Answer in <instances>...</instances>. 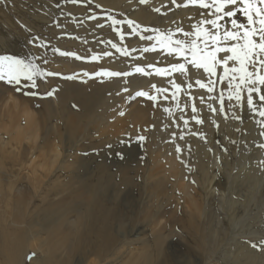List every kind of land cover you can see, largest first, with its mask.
<instances>
[{"label":"bare ground","instance_id":"6f19581e","mask_svg":"<svg viewBox=\"0 0 264 264\" xmlns=\"http://www.w3.org/2000/svg\"><path fill=\"white\" fill-rule=\"evenodd\" d=\"M62 1L0 2V53L18 51L27 62L34 53L51 70L63 65L80 69V77L72 80L78 84L96 62L62 57L56 49L84 57L89 51H83L81 40H87L93 55L107 62L103 52L115 43L127 49L128 55L121 57L130 63L124 66L108 57L106 66L131 75L104 78L107 83H90L85 89L49 76L44 89L56 91L45 101L23 90L18 95L0 83V121L18 117L17 123L4 124L11 131H0V264H24L31 252L42 254L44 264H219L217 259L220 264H264V148L258 147L264 136L257 123L264 118L249 112L247 93L241 106L229 102L227 81H219L222 68L211 77L217 83L208 93L195 82L208 83L202 68L159 47L143 53L140 49L152 47L155 40L132 33L126 22L114 30L109 18L92 19L76 4H66L73 13L68 17L57 10ZM185 3L149 0L145 5L131 0L123 10L140 29H149L147 36H155L153 29L175 32L179 26L192 31L190 26L212 11L182 7ZM176 5L182 8L176 10ZM221 24L231 29L230 18ZM90 28L96 31L95 39ZM12 37L31 46L26 49L29 57ZM178 38L185 39L182 34ZM178 62L185 63L187 79L153 70L171 69ZM137 67L150 75L136 73ZM173 82L181 85L177 99L172 97ZM153 84L167 91L158 93ZM137 91L157 100L136 97ZM165 107L175 109L171 116ZM208 111L212 124L206 122ZM193 117L203 124L196 125ZM52 120L56 124L49 129ZM104 125L110 130L105 136L94 131ZM139 135L146 140L139 142Z\"/></svg>","mask_w":264,"mask_h":264},{"label":"snow or ice","instance_id":"6c2138e0","mask_svg":"<svg viewBox=\"0 0 264 264\" xmlns=\"http://www.w3.org/2000/svg\"><path fill=\"white\" fill-rule=\"evenodd\" d=\"M0 2H3V0H0ZM71 2L76 4L79 0H71ZM140 3L146 5L149 0H140ZM172 3L175 4L176 0H172ZM190 5L198 6L200 9H211L212 11L209 16L191 25L192 31H185L179 26H177L175 32L153 29L152 31L156 33L155 36L148 35L142 38L148 41L155 40V44L152 47H144L140 51L143 53L155 52L157 47H159L166 51L169 56L174 53L176 57L182 58L186 63H191L195 69L202 68L209 76L208 83H201L199 79L195 82L199 84L201 89H207L208 93L215 91L217 83L211 77L217 76V69L222 68L223 73L219 76V81H227V100L229 102L235 100V106H241L242 95L246 92V105L249 112L264 118V0H210V2L209 0H187V3L183 6L188 7ZM154 11L159 13L160 9L156 8ZM238 13L243 16L245 22L238 21ZM91 18L96 19L95 16ZM225 18H230L231 29L221 24V21ZM109 19L114 26V30H116V25L124 23V21H119L115 18L109 17ZM126 23L132 32H136L140 28V25L132 20H128ZM99 26L103 27V24ZM206 26H211L212 30H209ZM222 28L223 31L221 32ZM144 31L148 32L149 29L145 28ZM179 34H182L185 39L178 38ZM120 38L123 40V35ZM109 43L111 42L109 41ZM39 46L43 47L44 45L41 42ZM111 46L116 48L122 55H128L127 49L117 48L116 44H111ZM56 51L62 57H72L76 60L82 59L75 52L60 51L59 49H56ZM104 55L110 56L111 53L105 52ZM91 60L98 61L99 56L92 55ZM230 62L231 66H229ZM148 67L151 68L152 65L149 64ZM153 70L157 75L173 72L179 73L187 79L185 63H174L171 69L156 67ZM135 72L145 76L150 75L142 67H137ZM53 75L58 74L44 71L34 61L26 62L10 55H0V82L11 86L16 92L27 89V91H24V95L39 96L40 94L37 91H33L38 88V80H46L47 77ZM77 75L79 74L69 75L64 77V79L74 80ZM82 75L89 79L99 77L101 82H103V78L128 77L131 73L98 70L94 74L84 72ZM151 87L155 88L158 93L167 91L163 87L157 88L155 84ZM172 87L175 88L172 97L177 99V94L181 91V85L173 82ZM188 88H192L191 83L188 84ZM55 91L56 89L48 91L46 96H40V99L54 96ZM254 94L258 97L256 103H254ZM135 96L145 97L153 102L157 100L156 95H150L146 91H137ZM209 99L214 100L216 98L210 95ZM219 102V112H225V95L223 91L220 92ZM177 107H179L178 100ZM208 109L213 113L217 112V109L213 108L212 104H208ZM163 111L171 116L175 109L165 107ZM191 111L195 113L197 111L196 107L193 106ZM123 114V112L120 113V115ZM232 117L237 121L241 119L235 111L232 112ZM193 119L196 125H201L204 122L202 119H196L195 117ZM257 123L262 126L260 134L264 136V119L258 120ZM183 124L187 127L189 121L184 119ZM192 134L197 135V133ZM200 138L205 139L203 136H200ZM136 139L139 142H144L146 137L139 135ZM179 139L184 140L185 137L181 134ZM258 147L264 148V143H260ZM176 151L181 153L182 149L177 146ZM261 243L264 245V242ZM252 246L256 247L257 245L253 244ZM31 258L29 256V259Z\"/></svg>","mask_w":264,"mask_h":264},{"label":"rangeland","instance_id":"374dc122","mask_svg":"<svg viewBox=\"0 0 264 264\" xmlns=\"http://www.w3.org/2000/svg\"><path fill=\"white\" fill-rule=\"evenodd\" d=\"M129 2H131V0H129ZM129 2L126 1V0H79V2L76 3V5L81 6L83 11H87L88 10V12L91 15V17H93V16L96 17L95 20H97L98 18H104V17H106L108 19L109 17H111V18H115L116 20H119V21H124V23H125L128 19H127V16H126V11L123 10V9L126 7V5ZM3 4L5 5V3H3ZM66 4H73V3L71 2V0H63L62 1V4H59L57 6V10L60 11V12H67L68 17H69V16L73 15V13L67 11L68 5H66ZM97 5H99V7H97ZM101 7H105L107 13H109V14H107L106 12H104V10L101 9ZM175 7H177V8H175L177 10V9H180V8H182L184 6L182 5V7H180V6L176 5ZM108 8L111 9L112 11L113 10H115V11L114 12L109 11ZM238 21L239 22H245L243 16H238ZM70 22H72V20H70ZM79 22H80L79 20L73 21V23L75 25H78ZM124 23H122V24H124ZM0 30H3V29L0 28ZM129 30H131V29H129ZM90 32H91V35H92L91 36V39H95L96 36H94V33L96 31L93 28H90ZM131 32H132V30H131ZM132 33H137V34H139L140 36H143V37H146L147 36L146 34H148V32H145L144 30H142L140 28L137 29L136 32H132ZM16 34L17 35H20V33H16ZM22 38H23V36H22ZM11 40L14 41V42L16 41L17 44H14V45L18 49L23 50L24 52H26V49H29V50L31 49V46L28 45L26 42H19L14 37H12ZM23 40H24V38H23ZM79 40H81V39H79ZM81 41L83 43V46H82L83 47V51L88 50L89 51V55L82 57V59L80 61H83V63H86V62L90 63V61H92L91 60V56L93 55V52L94 51L90 48L87 40H81ZM103 41H105V39H100V43H102ZM98 42H99V40H98ZM113 44H115V43H113ZM116 46H117V48H121L117 44H116ZM73 50L75 51V49H73ZM105 52H110L111 53L110 56H105L103 54V56H105V60L107 62L109 61L107 58L108 57H111V60H118L119 62H122V65H124V66H128L129 63H130L127 58L121 57V53L118 52L116 48H112V46H111V49L106 48V51ZM105 52H103V53H105ZM0 55H10V56L16 57L17 59L25 60L19 54L18 51H14V52H10V53L3 52V53H0ZM29 55L30 54L27 53L26 56L29 57ZM77 55H79V54H77ZM31 61H34L41 69H43L46 72H52V73L58 74V75H53L52 76L56 80L58 78H60V79H63V82L64 83L72 82V83L68 84L72 88H84L85 89V88H88L90 86V83H92V84L107 83L104 78H103V82H101V78L94 77L92 79H89V78H81V79H79L80 81H76L78 84H74V82L72 80L69 81L68 79H64V77L69 76V75H73V74H80L81 73L79 71L80 69L79 70L72 69L73 71L72 70H67V67L65 65H63L62 67L60 66L61 68L59 66L58 67L55 66V70H51L50 68H48V67H46L44 65V63H43V61H42L41 58H38V60H37L36 57H35V55H34V53H33L32 57H31ZM107 62H103L102 59L99 58L98 61H94L95 64L93 63L97 67L92 72H88V73L94 74L98 70H106V69H109L110 71H114L112 67H108L107 68V66H106L107 65L106 63ZM159 67L164 68L163 66H159ZM165 68H167V67H165ZM59 69H60V72H59ZM125 71H127V70H124V72ZM77 77L79 78L80 76L77 75ZM78 78H76V79H78ZM84 81H86V82H84ZM0 83H3V82H0ZM44 86H45L44 81L42 80V82H41V80H38V88L37 89H34L33 91H37L40 95L39 96H36L35 97V100H43V101H45V100H47V99L50 98V97H46L44 99H40V96H46V93L48 92L47 89H44ZM22 90L23 91H27V89H22ZM13 91L16 94H18V95L21 93V92H16L14 89H13ZM26 97H28V96H26ZM114 108H116V107H114ZM101 114H102V110H100V112L98 113V115H101ZM17 118L18 117H14V119L12 121H8V120L7 121H4V122L3 121H0V125H1L0 131L1 132L11 131L12 128L11 127H6L4 124H9V122L10 123H15L16 120H17ZM37 118H39V114L37 115ZM206 122L208 124H212L214 122V117L211 115L210 111H208V113H207ZM53 124H56V122L52 120L51 123H48L47 124L48 125V128L50 129ZM23 126H24V124H23ZM106 126L107 125H104L103 127H97L96 126V127H94V131H98V133H100L101 136H105L106 132H109L110 131L109 129L106 128ZM42 132H43V130H42ZM3 182H4V180H3ZM14 194L16 195L17 192L14 193ZM21 201H23V200H21ZM29 256H31L32 258L29 259ZM119 258H120V256H119ZM32 259L34 261H40V262L33 263ZM217 261H218L219 264L222 263V261H220V259H217ZM1 264H3V263H1ZM24 264H44L43 255L42 254H39V255L35 256V254L31 252L29 255L26 256L25 263ZM110 264H120V263H118V261L116 260V262L113 261Z\"/></svg>","mask_w":264,"mask_h":264}]
</instances>
